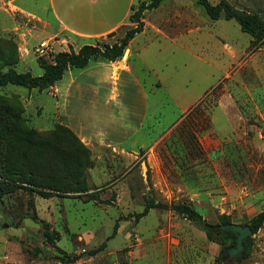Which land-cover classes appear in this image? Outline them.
I'll use <instances>...</instances> for the list:
<instances>
[{"label": "rangeland", "instance_id": "rangeland-1", "mask_svg": "<svg viewBox=\"0 0 264 264\" xmlns=\"http://www.w3.org/2000/svg\"><path fill=\"white\" fill-rule=\"evenodd\" d=\"M228 1L264 19V0ZM142 2L151 0H132L113 37H81L60 25L52 0H0L3 71L42 75L40 58L120 43L142 22L117 61L129 63L156 100L136 146L98 148L62 136L75 191L45 198L20 188L0 198V264H220L221 250L234 246L225 233L171 209L143 215L147 206L186 201L211 223L227 215L241 225L264 211V46H253L236 20L212 19L198 0H162L138 21ZM101 61L108 60L89 63ZM68 70L82 69L69 67L61 82ZM52 92L9 84L0 100L21 106L31 128L75 132ZM55 157L62 161L64 151ZM244 250L228 261L264 264V224Z\"/></svg>", "mask_w": 264, "mask_h": 264}, {"label": "trees", "instance_id": "trees-1", "mask_svg": "<svg viewBox=\"0 0 264 264\" xmlns=\"http://www.w3.org/2000/svg\"><path fill=\"white\" fill-rule=\"evenodd\" d=\"M161 2L162 0H151L148 6L142 2L139 12L135 14L137 20L140 21L141 11L145 7L154 8L159 6ZM198 2L212 19L225 16L226 19L236 20L243 31L254 37L253 46H264V19L261 15L238 9L228 0H221L217 4H212L209 0H198ZM140 23L139 27L129 30L120 43L106 44L103 48L86 44L79 52L60 51L53 55L52 62L40 58L39 62L43 68L42 75L17 72L14 69L3 71L0 66V87L12 84L47 89L61 80L69 67L83 69L88 66L91 59L99 57L108 61H116L124 56L129 41L142 30L143 24ZM2 63L1 60L0 65ZM23 113L24 109L21 106L16 107L14 104L0 100V198L20 188L37 191L45 198L53 196L55 193L75 191V188L70 186L73 183L71 179H74L70 167L71 154L60 148V142L62 136L66 134H77L64 126L47 132L31 128L27 125ZM81 141L80 139L79 143L83 145V141ZM58 150L64 151V157L60 162L56 161L55 157ZM151 207L171 209L190 218L210 233H225L232 239V245H237L238 234L232 229L224 228L225 224L232 223L227 215H223V223H211L190 202L186 201H172L170 203L159 201L148 205L143 215ZM31 216L38 217L35 212ZM263 224L264 211L254 216L247 225L252 228L254 234ZM247 238L244 243H246ZM228 249L223 248L221 250L222 262L220 264H234L228 261L230 258ZM246 256L247 252L244 250L238 259Z\"/></svg>", "mask_w": 264, "mask_h": 264}, {"label": "crops", "instance_id": "crops-1", "mask_svg": "<svg viewBox=\"0 0 264 264\" xmlns=\"http://www.w3.org/2000/svg\"><path fill=\"white\" fill-rule=\"evenodd\" d=\"M132 0H52L60 25L81 37L103 36L126 19ZM52 92L65 123L87 145L136 146L152 113L141 76L125 61L88 64ZM62 118V117H61Z\"/></svg>", "mask_w": 264, "mask_h": 264}, {"label": "water", "instance_id": "water-1", "mask_svg": "<svg viewBox=\"0 0 264 264\" xmlns=\"http://www.w3.org/2000/svg\"><path fill=\"white\" fill-rule=\"evenodd\" d=\"M114 35H116V32H111L108 34V37H113ZM224 228L228 230L232 229L238 234L237 246L228 249L229 257L232 258L237 256L244 250V240L247 237L253 235V230L249 225H241L236 223L225 224Z\"/></svg>", "mask_w": 264, "mask_h": 264}, {"label": "built area", "instance_id": "built-area-1", "mask_svg": "<svg viewBox=\"0 0 264 264\" xmlns=\"http://www.w3.org/2000/svg\"><path fill=\"white\" fill-rule=\"evenodd\" d=\"M47 45H48V44H46V43L44 44V46H47Z\"/></svg>", "mask_w": 264, "mask_h": 264}]
</instances>
